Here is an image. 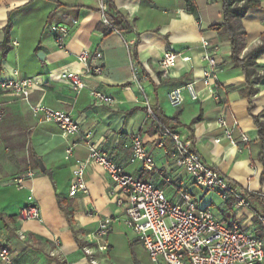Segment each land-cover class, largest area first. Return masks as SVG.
<instances>
[{"label": "crops", "instance_id": "0c3cea01", "mask_svg": "<svg viewBox=\"0 0 264 264\" xmlns=\"http://www.w3.org/2000/svg\"><path fill=\"white\" fill-rule=\"evenodd\" d=\"M109 1L113 7L109 6L108 13L125 16L127 28L115 30L104 22L101 0H0V80L12 77L15 70L37 80L29 103L12 92L0 93V241L10 247L16 264H93L92 259L97 264H140L133 245L143 248L119 220L106 237V251H99L92 242L98 220L118 217L122 212L110 194L111 181L100 166L87 165L86 194L69 195L73 168L77 160L87 158L81 141L86 132H92V141L126 172L163 188L168 198L187 191L199 206L210 209L222 221L237 220L248 230L257 225L248 209H237L232 200L224 201L216 191L195 186L156 145L158 129L131 82V58L145 75L142 85L154 108L168 119H176L168 126L188 135L204 162L246 192L253 210H263L264 161L259 156L262 145L253 118L264 126V79L253 82L256 91L248 97L244 72L230 58L228 37L211 28L223 22L221 0H192L193 10L185 0ZM57 23L68 27L65 51L56 47L52 37L51 25ZM241 24L246 34L240 57L264 40V0L260 8L242 18ZM201 38L221 47L216 55L219 99L203 90L199 99L187 98L179 108H172L169 91L202 75ZM84 49L90 53L87 66L78 60ZM166 50L188 59L179 61L163 78L156 62ZM39 52L42 57H38ZM96 52L102 56L94 57ZM87 67L101 71L87 74ZM254 69L264 74V54ZM63 70L81 74L85 88L74 93L61 77ZM92 90L111 95L115 104L95 105ZM40 102L70 113L79 122L80 131L63 137L56 124L36 120L30 104ZM220 115L236 122L237 143L216 140L222 137L216 123ZM132 133L140 135L153 156L156 168L152 171L144 170L139 162H128ZM241 134L247 136L246 143L240 140ZM71 144H75L73 152L67 154L66 147ZM36 156L41 158L44 171L39 169ZM166 176L172 180L171 188L165 184ZM19 179L21 188L17 186ZM30 200L39 206L41 222L19 217L21 207ZM21 233L24 238H20ZM255 233L264 236L261 228ZM78 241L93 254L84 252Z\"/></svg>", "mask_w": 264, "mask_h": 264}, {"label": "built area", "instance_id": "2783aa9c", "mask_svg": "<svg viewBox=\"0 0 264 264\" xmlns=\"http://www.w3.org/2000/svg\"><path fill=\"white\" fill-rule=\"evenodd\" d=\"M106 9L105 0H101L103 15ZM104 22L109 25L105 16ZM51 31L56 47L65 51L68 27L57 23L51 25ZM126 46L129 48V42ZM201 46L202 59L205 61L202 75L169 91L167 98L173 108H179L187 98L193 101L199 99L203 90H208L214 99H219L216 95L219 87L216 78L219 64L216 55L221 52V47L218 44L212 45L206 38H201ZM101 56V52L94 55L96 58ZM89 57L87 49L78 54V60L86 66ZM187 59L188 57L179 52L166 50L156 62V66L161 70V77L165 78L179 61ZM130 62L131 82L142 96L141 102L147 116L154 121L158 129L156 145L163 154L172 160L195 186L216 191L224 201L232 200L237 209H248L258 223L248 230L237 220L222 221L210 209L199 206L196 199L187 191L178 192L175 199L168 198L163 188L126 172L122 164L116 162L111 154L100 149L92 141V132H86L81 141L87 148V158L77 160L73 168L69 195L74 196L79 191L85 194L88 192L85 170L88 164H95L107 173L111 181L110 194L115 197V204L122 211L118 217L104 216L98 220L97 227L92 233V242H96L99 251H106L108 249L106 237L114 221L119 220L133 232L152 264H264V236H257L255 233L259 228L264 231V198L263 210L261 212L253 210L247 193L235 187L217 169L204 162L193 149L188 135L181 134L160 122L153 104L144 92L142 80L145 79V75L140 73L132 58ZM100 71L99 67L86 68L87 74ZM61 77L74 93H79L85 88L83 77L77 72L63 70ZM35 85H37L35 78L21 76L15 70L12 77L0 80V93L12 92L29 103L31 89ZM90 94L95 105L111 107L115 104V99L104 92L92 90ZM30 110L36 120L56 124L63 137L80 131L79 122L66 111L53 109L43 102L30 104ZM216 123L222 129V137L217 138V141L223 138L231 144L237 143L234 136L236 122L230 123L224 115H220ZM130 139L128 162L130 164L139 162L146 171L155 169L154 158L148 152L140 135L132 133ZM240 140L246 143L248 138L241 134ZM74 145L66 147L67 154L73 152ZM27 175L30 176L31 172ZM21 181L19 179L17 182L18 188L23 187ZM164 181L167 185L172 183L169 176L164 177ZM19 217L22 220L41 222L39 206L30 200L21 207ZM20 238H24V234L21 233ZM83 249L86 253L93 254L90 247L85 246ZM0 262L16 264L10 247L1 241ZM92 263L97 264L93 259Z\"/></svg>", "mask_w": 264, "mask_h": 264}, {"label": "trees", "instance_id": "16d2710c", "mask_svg": "<svg viewBox=\"0 0 264 264\" xmlns=\"http://www.w3.org/2000/svg\"><path fill=\"white\" fill-rule=\"evenodd\" d=\"M193 10L192 0H185ZM223 22L220 24L212 25L211 28L217 31H222L226 34L230 42V58L231 60L240 66L244 72L246 78V94L248 97L253 95L256 89L253 87V82H260L264 79V74H258L254 66L256 60L264 54V40L261 44L247 50L243 56H239L242 47V38L245 36V30L242 27V18L252 9H258L261 7V0H221ZM106 11L104 16L107 19L112 29L121 30L129 26L125 16L117 12L116 16L113 17L108 13L109 6L112 4L109 0H105ZM113 7V6H112ZM156 116L165 125H169L170 122L176 121V119H168L162 115L156 108ZM197 117L196 119H198ZM255 125L258 128V134L261 140L262 149L259 156L264 161V126L257 117L253 118ZM248 195V194H247ZM249 197V196H248ZM80 248H84L83 242L78 241Z\"/></svg>", "mask_w": 264, "mask_h": 264}, {"label": "rangeland", "instance_id": "374dc122", "mask_svg": "<svg viewBox=\"0 0 264 264\" xmlns=\"http://www.w3.org/2000/svg\"><path fill=\"white\" fill-rule=\"evenodd\" d=\"M173 108V107H172ZM171 184L168 185L169 188H171L172 186H170ZM168 193L170 191H167ZM167 193V194H168ZM169 196V195H168ZM167 196V197H168ZM134 249H135V252L137 254V258L139 259L140 261V264H152L147 256L146 253L143 252V250L139 247L138 243H134L133 245ZM85 252V251H84Z\"/></svg>", "mask_w": 264, "mask_h": 264}, {"label": "water", "instance_id": "95a60500", "mask_svg": "<svg viewBox=\"0 0 264 264\" xmlns=\"http://www.w3.org/2000/svg\"><path fill=\"white\" fill-rule=\"evenodd\" d=\"M42 55H43V54H42L41 52H39L38 57H42ZM35 160H36V163H37L39 169H40L41 171H44L45 166H44V164H43L41 158H39L38 156H36V157H35Z\"/></svg>", "mask_w": 264, "mask_h": 264}]
</instances>
